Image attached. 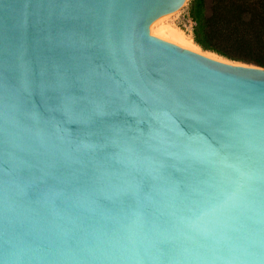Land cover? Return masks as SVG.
Returning <instances> with one entry per match:
<instances>
[{
    "label": "water",
    "instance_id": "water-1",
    "mask_svg": "<svg viewBox=\"0 0 264 264\" xmlns=\"http://www.w3.org/2000/svg\"><path fill=\"white\" fill-rule=\"evenodd\" d=\"M185 1L0 0V264H264V68Z\"/></svg>",
    "mask_w": 264,
    "mask_h": 264
},
{
    "label": "trees",
    "instance_id": "trees-1",
    "mask_svg": "<svg viewBox=\"0 0 264 264\" xmlns=\"http://www.w3.org/2000/svg\"><path fill=\"white\" fill-rule=\"evenodd\" d=\"M188 12L200 49L264 68V0H190Z\"/></svg>",
    "mask_w": 264,
    "mask_h": 264
},
{
    "label": "bare ground",
    "instance_id": "bare-ground-1",
    "mask_svg": "<svg viewBox=\"0 0 264 264\" xmlns=\"http://www.w3.org/2000/svg\"><path fill=\"white\" fill-rule=\"evenodd\" d=\"M167 20V16H163L153 22L149 28L150 33L154 36L171 41L182 48L197 53H203L204 55L217 60H223V58L213 53L201 51V49L192 41V38L189 35H186L184 32L174 27V25L172 26L170 24H167Z\"/></svg>",
    "mask_w": 264,
    "mask_h": 264
},
{
    "label": "rangeland",
    "instance_id": "rangeland-1",
    "mask_svg": "<svg viewBox=\"0 0 264 264\" xmlns=\"http://www.w3.org/2000/svg\"><path fill=\"white\" fill-rule=\"evenodd\" d=\"M189 3H190V0H186L185 3L181 6V8L179 10H177L173 14L167 15V18H168L167 24H170L172 26L174 25V27L178 28L179 30H181L182 32H184L186 35H189L190 36L192 22L190 20L189 12H188ZM152 36H154V35H152ZM154 37L159 38V39H162V40L167 41V42H170V43H173L171 41L165 40V39L160 38V37H157V36H154ZM173 44H175V43H173ZM201 51H203V50L201 49ZM203 52H208V51H203ZM223 60H226V61H229V62H233V63H241V62L230 61V60H227L225 58H223Z\"/></svg>",
    "mask_w": 264,
    "mask_h": 264
}]
</instances>
